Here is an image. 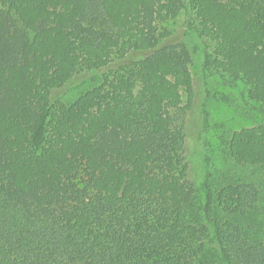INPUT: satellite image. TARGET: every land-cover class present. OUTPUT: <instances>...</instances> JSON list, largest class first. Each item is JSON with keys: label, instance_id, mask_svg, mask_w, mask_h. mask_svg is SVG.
Returning <instances> with one entry per match:
<instances>
[{"label": "trees", "instance_id": "trees-1", "mask_svg": "<svg viewBox=\"0 0 264 264\" xmlns=\"http://www.w3.org/2000/svg\"><path fill=\"white\" fill-rule=\"evenodd\" d=\"M184 15L264 111V0H0V264H264V124L190 178Z\"/></svg>", "mask_w": 264, "mask_h": 264}, {"label": "rangeland", "instance_id": "rangeland-1", "mask_svg": "<svg viewBox=\"0 0 264 264\" xmlns=\"http://www.w3.org/2000/svg\"><path fill=\"white\" fill-rule=\"evenodd\" d=\"M170 28L179 34L184 33L181 41L192 56L194 102L188 114L186 150L191 165L190 178L200 184L204 177L205 140L212 141L220 126L232 132L264 124V111L255 102L243 97L242 88L225 86L219 76L205 69V47L198 33L187 28L185 15L171 23ZM183 101L184 105L188 104L185 93Z\"/></svg>", "mask_w": 264, "mask_h": 264}]
</instances>
